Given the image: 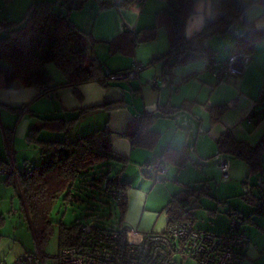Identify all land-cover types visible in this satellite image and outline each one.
Instances as JSON below:
<instances>
[{"label":"crops","instance_id":"0c3cea01","mask_svg":"<svg viewBox=\"0 0 264 264\" xmlns=\"http://www.w3.org/2000/svg\"><path fill=\"white\" fill-rule=\"evenodd\" d=\"M37 0H0V24L17 22V27L23 25L30 4ZM51 2L50 0H46ZM122 1V0H121ZM100 0H87L80 9L72 10L69 14L74 24L94 39L90 45L91 52L102 62L105 71H123L140 64L138 77L134 79H115L109 86L98 82L84 83L77 86V93L72 87H60L48 95L35 99L38 89L34 87L8 89L0 88V158L9 162L15 169H22L32 165L38 166L39 158L32 163L28 154H19L16 150L17 135H21L30 128L38 127L42 118L61 117L69 119L81 112L80 118L73 127L83 126L78 133H87L95 128L106 126L112 131L111 144L114 151L128 158L119 174L120 181L127 184L125 190L126 211L122 223L129 234H136L138 238L152 230H163L168 224L166 212L171 196L186 185L193 187L195 182L203 181L209 186V181L220 172V162L226 159L229 163V177L237 186L236 194L250 206L248 212L240 208L239 204L228 202L225 209H232L240 215H249L254 207L246 202L242 193L247 186L257 195L255 188L249 183L251 175L248 165L241 159L218 153L217 138L227 129L237 139L254 145L264 134V115L254 121L250 115L256 110L257 104L264 96V39L258 40L253 49L250 63L244 73L235 80H218L215 71L233 53L232 48L238 33H231V37L224 34V54L222 59H216L218 53V39L211 37L209 46L214 51V63L208 64L206 59H197L164 68L162 62L149 64L152 58L168 49L165 31L160 29L155 39L137 43L134 36L137 31L155 25L156 13L164 8L163 0H146L141 6L101 7ZM58 9L62 6L58 2ZM208 0H196L195 11L188 18L185 34L193 35L202 28L204 18L208 14ZM198 12L196 16L195 13ZM246 20L253 21L256 27L264 28V3L250 6L245 13ZM238 28V26L236 27ZM6 29L0 28V35ZM48 68V65H47ZM54 82L62 81L61 72L48 69ZM196 74L195 76H190ZM157 80L156 83L152 81ZM106 102H119L116 107H102ZM29 104L33 116L25 114L17 120L14 112L8 107H19ZM169 110L167 114L153 119L151 128L160 134L153 149L133 146L130 140L119 133L125 130L126 124L135 115L154 111L158 106ZM224 105L221 117L211 122L210 107ZM14 128L11 146L5 145V128ZM72 128V127H71ZM70 128V129H71ZM68 131V134L70 132ZM44 136H51V132H42ZM77 134L74 137H77ZM56 136H63L57 134ZM73 137V138H74ZM166 148L187 150L190 158L185 167L177 170L169 165L164 175L156 176L154 161ZM39 154V152H38ZM264 160V153H262ZM22 166L19 168L18 164ZM202 174L199 178V174ZM221 173V172H220ZM1 181L5 182L9 175L0 173ZM264 176V173H261ZM192 177V178H191ZM194 180L192 183V179ZM260 177V176H259ZM248 185H244V181ZM241 182V185H240ZM238 184V185H237ZM197 188V187H196ZM239 191V192H238ZM223 196L230 200L233 196L225 193ZM235 195V194H234ZM220 201L217 200L216 203ZM242 209V210H240ZM216 209H210V214ZM194 225L198 228H213L212 223L199 225L195 216L190 212ZM260 215V214H259ZM255 232H250L242 222V228L250 236V244L244 252L242 264H264V224L253 221ZM215 232H224L229 226V217L225 213L223 223ZM220 229V230H219Z\"/></svg>","mask_w":264,"mask_h":264},{"label":"trees","instance_id":"16d2710c","mask_svg":"<svg viewBox=\"0 0 264 264\" xmlns=\"http://www.w3.org/2000/svg\"><path fill=\"white\" fill-rule=\"evenodd\" d=\"M86 1L55 0L62 6L59 12L54 11V2L33 1L22 26L17 27L18 23L12 21L0 24V28L6 29L5 34L0 35V88L34 87L39 90L35 96L37 99L60 87H72L77 93V86L80 84L98 82L103 86H109L115 82L111 76L122 71H105L102 62L90 50L94 39L89 33L79 29L69 16L72 10L82 8ZM163 1L165 6L156 13L155 25L140 29L134 36L135 42L142 43L155 39L158 30L165 31L168 49L152 58L149 64L161 61L164 68L170 69L175 64L203 58L212 65L215 62L214 51L209 46V39L223 36L235 23L238 26L236 28L238 33L232 48L233 54L250 51L258 40L264 39V28L256 27L253 21H248L245 17L250 6L264 3V0H208L209 10L202 28L191 36L185 34V26L195 11L196 0ZM133 5L134 0H122L119 4L115 1H102L100 6L133 7ZM48 64H53L61 72L62 81H53L47 68ZM43 86L46 88L42 89ZM259 102H264V96H260ZM119 105V102H106L102 107ZM29 106L24 104L8 109L16 114L18 120L25 114L33 116ZM224 108V105L210 107L212 123L221 117ZM81 112L69 119L42 118L38 127L28 130L26 140L37 146L42 160L40 165L18 170L11 163L0 159V166L4 167L9 175L5 182L15 180L17 175L22 209L40 250L41 244L52 231L51 212L59 198L66 203L76 202L80 199L81 192L88 188L99 190L100 195L111 198L105 192L106 186H116L124 191L127 188V184L120 181L119 174L128 158L113 150L112 131L104 126L74 138L68 136L69 129L80 118ZM167 112L169 110H163L160 105L154 111L135 115L119 135L128 138L133 146L153 149L160 134L151 128L152 121ZM262 115L264 111L260 116ZM260 116L256 110L250 115L254 121ZM14 128L4 130L6 147L11 146ZM42 132H51L54 136H42ZM60 133L63 136L57 138L55 135ZM216 143L218 153L243 160L251 174L264 173L262 160L264 134L256 144L250 145L237 140L231 130L227 129L217 138ZM189 160L185 148H166L153 164L154 169L162 163H167L180 170ZM243 183L248 185L246 180ZM247 187L242 197L254 207V212L240 215L232 209H225L230 214H236L241 222H253L254 213L264 215V206L259 204V191L257 190L255 195L251 187ZM207 194L209 186L205 184L200 188L186 185L184 189L173 194L166 209L168 223L176 222L185 212L190 214L191 201ZM116 204L120 223L127 207L126 198ZM79 225L80 223L59 225V249L77 242L80 234Z\"/></svg>","mask_w":264,"mask_h":264},{"label":"built area","instance_id":"2783aa9c","mask_svg":"<svg viewBox=\"0 0 264 264\" xmlns=\"http://www.w3.org/2000/svg\"><path fill=\"white\" fill-rule=\"evenodd\" d=\"M113 2L114 0H100ZM146 0H134V5L141 6ZM252 50L232 54L215 71L218 80L233 81L241 76L248 67ZM140 64L118 74L112 79H134L138 77ZM157 80L152 81L156 83ZM43 86L42 89H45ZM260 116L264 107L256 106ZM8 148V146H7ZM1 159V158H0ZM222 179L229 177V163L221 160L219 165ZM169 169L167 163L155 167L154 172L164 175ZM7 170L0 166V173ZM18 184L17 175H15ZM260 206H264V176L257 182ZM18 190L21 189L18 186ZM105 192L117 203L125 197V191L105 187ZM221 208H224L221 205ZM225 213L229 217L228 229L215 232L198 228L191 215L183 213L179 220L168 223L163 230L146 232L138 241H130L127 228L122 223L110 226L93 220L79 225L80 234L76 243L63 246L56 255V264H242L244 252L250 244L249 234L242 228V222L236 214ZM0 264H47L45 256L37 245L34 252L24 253L9 262Z\"/></svg>","mask_w":264,"mask_h":264},{"label":"rangeland","instance_id":"374dc122","mask_svg":"<svg viewBox=\"0 0 264 264\" xmlns=\"http://www.w3.org/2000/svg\"><path fill=\"white\" fill-rule=\"evenodd\" d=\"M54 2V11L59 12L58 4H55V0H50ZM198 15V12L195 13ZM227 37H231V33L226 32ZM218 39V46L220 47L218 53L216 52V59H222L224 54V35L216 36ZM48 69L60 73V71L53 65L48 64ZM83 126L72 127L68 134L69 137H74L78 133V130H82ZM26 131L21 135H17L16 138V150L19 154L25 153L31 157L32 163L35 164V160L39 158L38 148L33 143H29L26 140ZM42 136H44L42 134ZM51 136H54L52 134ZM49 136V137H51ZM56 136V135H55ZM59 138V136H56ZM230 161V160H228ZM21 163L18 164L20 168ZM31 166H35L32 165ZM221 172V171H220ZM218 173L213 179L209 181L210 185V196H203L198 199H194L191 202V212L195 216V220L199 225L201 222L204 224H209L213 221L212 226L215 230L220 228L219 224L224 222L225 219V208H221V204L226 206L229 205L228 202L233 201V204H239L240 208L245 207L243 213L248 212L250 206L247 205L240 197L237 195V186L228 179H222L221 173ZM202 174L200 173L197 177L199 178ZM261 177V173H259ZM258 174L251 175L249 178V183L255 188L260 177ZM192 179V183L194 180ZM192 178V177H191ZM206 182V181H205ZM203 181L195 182L193 187L200 188L203 184H207ZM238 185V184H237ZM241 185V182H240ZM257 189V187H256ZM99 190H94L88 188L81 192L80 199L76 202L66 203L62 198H59L51 212L52 231L47 236L46 240L41 244V251L45 256L47 264H56V255L59 251L58 242V228L60 224L69 226L75 223H83L87 220H93L96 222H101L104 225L115 226L118 225L119 210L117 204L113 198L106 197L99 194ZM239 192V191H238ZM225 193H230L233 196L228 199L223 196ZM235 194V195H234ZM219 200V203L216 201ZM210 209H216L214 213L210 214ZM0 215L2 219L0 220V261L9 262L15 257L22 255L26 252H34L37 249V243L35 241L32 229L26 219V215L22 209L21 200L18 195V188L16 181L9 180L8 182L1 181L0 176ZM252 220L257 223L264 224V215L252 214ZM253 222H246V228L252 233L255 232V227ZM197 226V225H196ZM210 228L211 230H214ZM220 230V229H219ZM130 241H138V236L136 234H129ZM264 247V244H262Z\"/></svg>","mask_w":264,"mask_h":264},{"label":"water","instance_id":"95a60500","mask_svg":"<svg viewBox=\"0 0 264 264\" xmlns=\"http://www.w3.org/2000/svg\"><path fill=\"white\" fill-rule=\"evenodd\" d=\"M114 1L116 4H119L121 2V0H114ZM241 18H242V16H241ZM236 27H237V23H235L234 25L229 27L228 31L231 33H236L237 32Z\"/></svg>","mask_w":264,"mask_h":264}]
</instances>
